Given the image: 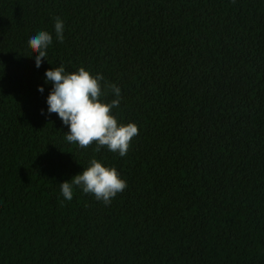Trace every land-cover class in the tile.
I'll list each match as a JSON object with an SVG mask.
<instances>
[{
	"label": "trees",
	"instance_id": "obj_1",
	"mask_svg": "<svg viewBox=\"0 0 264 264\" xmlns=\"http://www.w3.org/2000/svg\"><path fill=\"white\" fill-rule=\"evenodd\" d=\"M61 65L121 89L127 156L67 142ZM92 159L127 182L110 205L61 194ZM0 264H264V0H0Z\"/></svg>",
	"mask_w": 264,
	"mask_h": 264
},
{
	"label": "clouds",
	"instance_id": "obj_2",
	"mask_svg": "<svg viewBox=\"0 0 264 264\" xmlns=\"http://www.w3.org/2000/svg\"><path fill=\"white\" fill-rule=\"evenodd\" d=\"M54 27L56 39L62 43L64 21L57 17ZM52 43V34L46 31H40L29 39L28 44L34 52L37 69L47 60V50ZM45 76L46 82L53 86L47 98L48 113L57 114L63 124L70 128V132L66 134L67 142L76 143L82 149L95 144L96 152L106 147L109 151L118 153L120 157L127 156L131 142L139 135L140 130L134 123L118 124L112 114L113 109L120 107L122 97L119 87L110 85L116 99L111 103H103L100 98L105 95L101 84L104 77L100 74L93 76L83 67L78 72L66 73L61 65L46 71ZM38 90L43 93L44 88L40 87ZM59 185L61 194L67 201L73 199V189L77 187L85 194L94 195L97 201H102L106 206L128 187L116 168L106 167L96 159H92L90 166L70 182Z\"/></svg>",
	"mask_w": 264,
	"mask_h": 264
}]
</instances>
